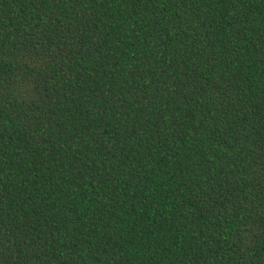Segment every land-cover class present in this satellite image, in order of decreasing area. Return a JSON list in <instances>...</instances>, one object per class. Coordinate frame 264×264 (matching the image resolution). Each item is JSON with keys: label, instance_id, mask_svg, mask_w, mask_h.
<instances>
[{"label": "trees", "instance_id": "obj_1", "mask_svg": "<svg viewBox=\"0 0 264 264\" xmlns=\"http://www.w3.org/2000/svg\"><path fill=\"white\" fill-rule=\"evenodd\" d=\"M0 264H264V0H0Z\"/></svg>", "mask_w": 264, "mask_h": 264}]
</instances>
